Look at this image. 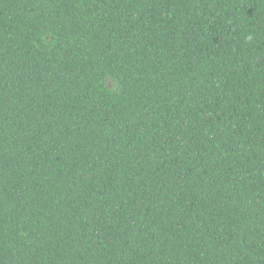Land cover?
Segmentation results:
<instances>
[{
	"label": "trees",
	"instance_id": "1",
	"mask_svg": "<svg viewBox=\"0 0 264 264\" xmlns=\"http://www.w3.org/2000/svg\"><path fill=\"white\" fill-rule=\"evenodd\" d=\"M0 264H264V0H0Z\"/></svg>",
	"mask_w": 264,
	"mask_h": 264
},
{
	"label": "clouds",
	"instance_id": "2",
	"mask_svg": "<svg viewBox=\"0 0 264 264\" xmlns=\"http://www.w3.org/2000/svg\"><path fill=\"white\" fill-rule=\"evenodd\" d=\"M248 39H251V36H249Z\"/></svg>",
	"mask_w": 264,
	"mask_h": 264
}]
</instances>
